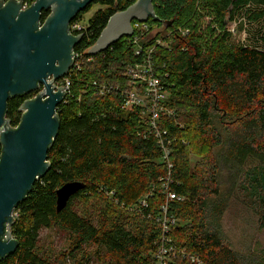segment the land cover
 <instances>
[{"label":"trees","instance_id":"1","mask_svg":"<svg viewBox=\"0 0 264 264\" xmlns=\"http://www.w3.org/2000/svg\"><path fill=\"white\" fill-rule=\"evenodd\" d=\"M135 1L95 0L74 19L101 5L75 47L84 59L73 74L72 94L58 106L60 129L48 151L51 167L16 206L11 232L19 246L0 258V264H154L167 162L140 108H124L120 91L100 95L93 86L97 82L132 88L128 68L139 60L134 36L125 35L95 55L88 51L109 18ZM154 4L156 15L173 24L165 26L150 17L151 29L140 40L144 48L161 36L162 31L154 29H188L173 36L171 48L156 46L153 51L158 72H168L166 81L172 86L167 106L176 115L163 117V125L173 139L172 190L184 197L170 202V214L178 219L170 235L187 255L176 253L169 264H196L190 255L203 264H264V255L249 258L227 242L222 219L230 202L220 182L223 169L235 181L248 159H255L259 163L244 173L243 190L264 202V0ZM47 15L44 12L43 18ZM229 21L248 38L254 28L253 39L231 42ZM32 94L8 99L6 117L13 127L20 122V106ZM235 121H242L240 128L231 131L228 152L218 158L213 151L224 144L220 127ZM198 150L205 156L200 169L191 164V153ZM70 180L83 181L85 188L58 212L56 190ZM150 191L154 194L142 212L129 208ZM81 203L85 206L79 208ZM43 228L66 231L70 251L56 255L46 250L40 243Z\"/></svg>","mask_w":264,"mask_h":264},{"label":"water","instance_id":"2","mask_svg":"<svg viewBox=\"0 0 264 264\" xmlns=\"http://www.w3.org/2000/svg\"><path fill=\"white\" fill-rule=\"evenodd\" d=\"M94 1L34 0L24 8V0H0V258L19 246L11 232L13 211L51 167L48 151L60 129L58 106L66 96L54 81L69 73L75 47L83 39V33L71 32V22ZM150 17L161 20L154 0H136L109 18L89 53L95 55L132 35L133 20ZM161 21L173 24L172 19ZM38 90L22 103L20 122L13 127L6 117L8 99ZM84 188L80 180L62 184L56 190V210L62 211Z\"/></svg>","mask_w":264,"mask_h":264},{"label":"built area","instance_id":"3","mask_svg":"<svg viewBox=\"0 0 264 264\" xmlns=\"http://www.w3.org/2000/svg\"><path fill=\"white\" fill-rule=\"evenodd\" d=\"M29 5L30 4L24 0L23 7L26 8ZM132 24L134 29L132 34L134 36L133 43L136 46L135 54L139 56V60L128 68L127 74L132 88L122 90L119 85L97 82H93V86L100 95H108V93L112 91H120V94L124 99V108H130L132 106L139 107L142 115L147 118V122L150 126V132L155 136L157 144L162 150V159L167 162L169 170L167 176L161 179V191L165 194V202L161 207V214L156 217V221L162 228V234L158 243V248L153 253V258L154 264H169L172 257L176 255V253H183L187 255L186 249L182 246H178L174 238L170 235L171 226L176 225L178 222V219L173 214H170V202L173 200H183L184 197L172 190L171 168L173 164L170 161V157L173 151V139L168 135V130L163 125V117L176 115V112L167 106L172 86H170L166 81L169 77V73L165 72L161 76L158 72L153 51L156 46L171 48L173 36L179 33L185 35L188 33V29L186 30L181 26H178L164 33L162 32L161 36L156 39V44L149 46L148 48H144V45L140 43V40L145 33L151 29V26L148 21L139 20H135ZM86 29L87 27L81 24L79 20H73V22H71L70 30L73 34L84 33L86 32ZM158 31L155 29L153 30V32ZM83 55V52L75 51L73 57L74 63L69 73L54 81L55 86L64 87V91L66 93L65 98L67 99L72 94L73 74H76V72L81 70L84 59ZM36 92L32 97H35L38 94V92ZM153 192L154 191H150L148 194L141 197L136 204L131 205L129 208L131 210L142 212L143 207L148 206V198L153 196ZM17 215L18 213L14 210V219ZM189 257L196 264H203L202 260L197 255H190Z\"/></svg>","mask_w":264,"mask_h":264},{"label":"rangeland","instance_id":"4","mask_svg":"<svg viewBox=\"0 0 264 264\" xmlns=\"http://www.w3.org/2000/svg\"><path fill=\"white\" fill-rule=\"evenodd\" d=\"M100 4H94L88 11L84 12L79 18L81 24L87 27L90 17L100 8ZM229 28L231 30V42L238 43L247 39H253L254 28L249 33V38L242 29L234 21H229ZM209 30V26L207 27ZM166 32L162 27L155 29ZM206 35L211 36L208 32ZM242 121H235L234 123L228 122L220 127L223 132L224 144L214 149V155L223 157L228 152V137L235 128H240ZM193 145L190 144L189 148ZM202 151L198 150L196 153H191L192 167L200 169L198 165L204 161V155H201ZM259 162L255 159H248L247 164L244 167V171L240 172L237 179L232 178L231 173L223 169L220 171L221 192L225 196L228 194L230 206L225 212L222 219V226L224 234L229 245L240 253L246 255L249 258L261 257L264 255V202L259 200L258 196L252 195L243 190V186L246 184L244 173L246 170L254 167ZM83 203L80 207H84ZM40 243L41 245L54 254L58 255L61 252L68 253L70 251L71 240L68 233L59 228H43L40 231ZM89 250H94L90 247Z\"/></svg>","mask_w":264,"mask_h":264},{"label":"flooded vegetation","instance_id":"5","mask_svg":"<svg viewBox=\"0 0 264 264\" xmlns=\"http://www.w3.org/2000/svg\"><path fill=\"white\" fill-rule=\"evenodd\" d=\"M38 91H39V90H38ZM38 91H37V92H38ZM35 92H36V91H34V92H32V93L34 94ZM37 92H36V93H37ZM30 94H31V93H30ZM33 94H32V96H33ZM30 98H31V97H30Z\"/></svg>","mask_w":264,"mask_h":264}]
</instances>
